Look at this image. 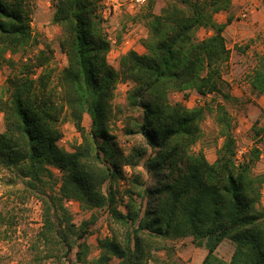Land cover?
<instances>
[{
  "label": "trees",
  "instance_id": "trees-1",
  "mask_svg": "<svg viewBox=\"0 0 264 264\" xmlns=\"http://www.w3.org/2000/svg\"><path fill=\"white\" fill-rule=\"evenodd\" d=\"M101 2L53 0L51 21L60 27L58 45L66 57L54 79L50 45L36 49L28 0H0V66L10 68L0 90V168L15 172L20 191L41 203V226L26 247L29 263L108 264L117 258V264H187L174 241L190 236L206 249L200 264H264V171L254 173L260 150L254 146L236 157L233 118L223 103L189 108L168 98L175 91L234 98L223 77L230 56L224 31L233 18H215L231 0H164L158 11L156 0H147L140 15L147 29L144 51H126L118 69L107 61ZM200 29L210 33L198 38ZM8 52L23 57L7 58ZM119 82L131 84L126 103L140 111L123 128L140 139L126 153L111 130ZM247 82L253 94H264V53ZM207 115L221 139L212 162L193 149ZM66 117L80 136L72 151L58 145ZM259 134L264 136V124ZM139 164L146 177L139 171L126 177L123 166ZM53 169L60 172L57 190ZM120 180L126 182L122 191L116 188ZM64 200L77 201L89 217L76 225ZM101 208L110 234L97 239L98 253L90 257L89 225ZM13 219L0 212V239L8 238ZM225 239L234 244L229 260L216 253Z\"/></svg>",
  "mask_w": 264,
  "mask_h": 264
},
{
  "label": "rangeland",
  "instance_id": "rangeland-1",
  "mask_svg": "<svg viewBox=\"0 0 264 264\" xmlns=\"http://www.w3.org/2000/svg\"><path fill=\"white\" fill-rule=\"evenodd\" d=\"M31 8V31L37 39L36 49L43 48L48 43L52 49L50 66L54 69V79L66 65V57L60 51L58 39L60 27L51 21L53 0H28ZM101 30L106 34L110 42V50L107 53L108 63L118 69L119 60L129 49L144 51L142 39L147 36V29L140 15L147 3L136 6L132 0H102ZM164 5V0H156L155 11ZM248 8V16L241 17V13ZM228 15H232V22L228 30L224 32L226 45L230 50L229 60L223 65V77L229 84V93L232 100L225 101L219 95L202 96L199 103L196 102L198 95L194 91L171 92L168 95L171 104L182 103L186 107L201 106L207 103L214 105L216 101L223 103L233 118V134L237 144V158L240 159L251 147L260 150V156L254 166V173L264 171V136L256 135V130L264 124V94L256 96L250 90L247 75L256 66L259 56L264 53V0H231L228 11H220L215 15L217 21H225ZM210 31L200 29L198 38L207 36ZM33 50H27L30 55ZM7 58L19 60L23 57L19 54H6ZM10 68L3 64L0 66V90L5 84ZM131 86L128 82H119L116 86L112 104L116 115L111 122V130L115 135L116 147L119 151L126 153L133 145L140 142L138 136L125 135L123 128L127 122L140 117V111L127 106L126 92ZM90 117L84 114L82 124L86 129L90 126ZM256 124V127H255ZM62 136L58 145L68 151L73 150L75 143L79 142L80 136L73 123L66 117L59 123ZM204 133L203 138L193 147L194 150L202 149L208 161H214L216 150L221 143L216 138V125L213 115H207L201 123ZM0 130H3V118L0 112ZM126 177L137 171L144 174L141 164L135 169L123 166ZM54 180H51L53 190L59 186L60 172L53 169ZM146 177V175H143ZM56 183V184H55ZM124 181L120 180L116 188L122 191L125 187ZM21 180L15 172L0 168V212H10L14 219L8 229V238L0 239V264H30L26 254L29 238L34 235L41 226V203L37 196L25 193L21 190ZM261 204L264 205V185L261 187ZM65 207L71 212L73 222L78 225L82 219H87L90 211L81 210L79 203L74 200H64ZM124 209L123 206H120ZM96 221L89 225L91 234L87 238L90 246V257L98 253L97 239L110 234L107 226V209L95 210ZM176 254L187 264H200L206 249L192 243L190 236L179 238L174 241ZM234 248L233 242L223 240L216 249L219 257L229 260ZM159 255L163 256L160 252ZM73 258V256H71ZM118 259L112 258L108 264H117ZM45 264H50L45 262ZM148 264H155L149 262Z\"/></svg>",
  "mask_w": 264,
  "mask_h": 264
},
{
  "label": "built area",
  "instance_id": "built-area-1",
  "mask_svg": "<svg viewBox=\"0 0 264 264\" xmlns=\"http://www.w3.org/2000/svg\"><path fill=\"white\" fill-rule=\"evenodd\" d=\"M146 3V0H132V5L141 6ZM248 8H245L244 11L240 14L242 18H246L248 16L247 14ZM202 99V96L200 95L197 97L196 102L199 103Z\"/></svg>",
  "mask_w": 264,
  "mask_h": 264
},
{
  "label": "crops",
  "instance_id": "crops-1",
  "mask_svg": "<svg viewBox=\"0 0 264 264\" xmlns=\"http://www.w3.org/2000/svg\"><path fill=\"white\" fill-rule=\"evenodd\" d=\"M218 22H224V21H218ZM231 24V23H230ZM230 24L225 28V31L226 32L228 30V27L230 26ZM225 36V35H224ZM136 50V49H135Z\"/></svg>",
  "mask_w": 264,
  "mask_h": 264
}]
</instances>
